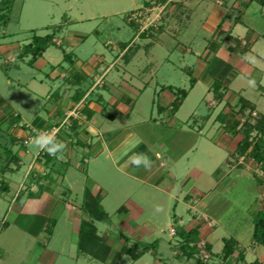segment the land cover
Here are the masks:
<instances>
[{"label": "crops", "instance_id": "1", "mask_svg": "<svg viewBox=\"0 0 264 264\" xmlns=\"http://www.w3.org/2000/svg\"><path fill=\"white\" fill-rule=\"evenodd\" d=\"M231 1L222 0L221 2L222 4H227L225 8H228V2L230 3ZM186 2L188 3L189 0ZM254 2H257V0H235L233 4L237 3V5H232L230 12H227L226 9L215 8V10H222L220 13H216L217 20L214 28H210L208 25V22L212 19L211 17H215L213 12L212 15H209L208 22L205 24L206 30L213 37L222 36L224 33L226 35L229 34V37L234 35L232 37L236 41V49L230 46L228 59L215 60V74H217V77H215L213 82H209V89L206 91L205 99L209 103L213 99V94L214 98L215 95L219 98L218 95L223 93V97L219 98L221 100L215 107L217 114L213 116L212 114L214 113L211 112L210 116L207 117L209 122L200 127L197 133L193 127L194 131L191 130V125H189V121L192 115L196 114V111L188 117V120L186 119V122L178 119L177 115L184 102L189 99L191 92L201 82L200 75H196L195 71L203 74L208 70V63L213 59L212 49L209 52L207 51L208 48L205 50L207 51L205 61L209 60L208 63L196 59L194 70L187 68L185 65L187 71H184L191 77L192 86L190 89L177 88V86L171 84L162 85L157 82L156 85L159 88L155 89V98L150 100L148 105L150 110L148 109L149 113H147L140 105L146 102L147 96L145 95L150 83H143V78H148L149 76V78L154 79L156 72L152 68L155 61L150 62L148 60L147 62L150 63L147 68L142 66L137 72L133 71V63H136V61L138 62L136 65L143 63V60H135V58L138 57L141 48L148 49L149 45H137L133 41L124 43L119 40L115 44L112 41H108L105 46H108V48L113 47L114 51H118L116 60L109 65L105 54L101 53L91 54L89 61L85 60L86 55L83 58L74 55V59L71 53H64L60 60L54 52L48 53L52 46H62V41L60 43L57 35L63 31V28L58 27L53 43L47 47L42 56L31 60L32 66H35L41 59L43 66L49 67L47 73V79L50 81L47 89L49 102L47 119L38 118L31 125L22 119L20 113H15L18 118L16 122L10 121V128L7 130L11 143L10 145L7 142V146L10 145L14 155V159L11 161L14 166L10 167V171L14 174L18 173L25 166V159H31L23 178V181L26 180V187L22 188V186H19L12 213L16 212L17 217L25 215L35 219V223L40 218L42 223L46 222L45 229L48 231L50 227H55L59 223V219L53 217V215L60 203H64L68 219L78 231V241L83 220H92L95 225L103 224L106 220H109L110 225L115 230L124 228L126 237L123 238L124 235L119 234V239L117 238L116 240L117 244H120V249L113 251L111 247V252L106 260L107 264H110L118 253L123 252L125 248H129V243H132L134 247L136 243L151 244L149 241L153 237H155L154 241H151L158 243L159 240L156 238H158V227L161 222L157 221V218L162 216V212L164 213L162 218L164 222L170 224L172 221L174 223L173 225L170 224L171 235L172 231H176L175 235L178 236V233L182 230L186 232L195 230L198 233V241L204 239L213 247V243L217 239L215 237L216 230L222 224L217 217L205 212L207 210L206 206L212 202L210 198L211 191L217 188L224 190L226 184L233 182L231 175L235 170L245 166V161L253 162L236 154L242 136H234L230 131V128L235 126L231 122L229 115L230 108L236 103L239 106V101L241 103L243 99L255 108L256 114L264 115L257 111L256 104L241 96L245 88L239 87V90H233L230 87L233 82L238 81V70L239 72L242 71L241 74L246 78H251L252 74H254V69L257 70V67L250 64L249 58H247L248 52L264 61V57L253 51L259 40L261 38L264 39V31H259L256 29L257 26L252 23L249 25L245 22L246 25L244 24V18ZM179 5L177 3V7L182 6ZM262 6L264 7V5ZM141 7L143 5L139 6V8ZM233 7L239 11L240 16L234 18V24L230 25L227 24L226 20L228 16H233ZM134 15L130 13L127 21L134 30H138L137 27H140L139 22L141 20L140 17L134 19ZM250 35L252 36L251 40L247 38ZM139 36L144 39L149 38L144 36V34ZM87 39V35L72 34L67 43L71 47L74 46L73 44H77V48L87 50L88 48L84 46ZM5 46L2 47L4 49L1 48L3 53H5ZM119 49H121V52H119ZM182 50L183 54L193 52L188 48H182ZM24 55L27 56L26 54ZM149 67L152 68L148 69ZM114 70L115 72H113ZM263 74L261 72V79L258 80L259 84L263 80ZM181 90L187 92L186 97L180 107L174 110L171 107L177 100V92ZM259 91L262 94L261 96H263L264 86L260 85ZM52 100L53 102L50 103ZM208 103V107L214 110ZM241 109L242 103L236 111L242 113ZM233 110H235V107ZM75 111L79 114V118L74 119V125L58 134L55 138L57 141H63L67 146L62 154V159L33 147L34 144L30 140L32 136L37 132L59 127L66 116ZM247 111H250V109L245 107L244 114ZM4 115L0 110V118L2 120L5 119ZM138 116L140 117L138 118ZM215 121L216 124L214 125ZM181 123L186 125V130H183L186 137L183 138L177 135V127ZM208 123H210L209 132L216 131V142L206 137H198L203 134L204 130H207ZM204 150L213 157L220 156L219 153L222 151L226 152L228 172H218L221 180L223 182L226 181L223 186H220V183H215L211 187H206L202 184V179L205 175L210 182L209 185L213 184L214 178L213 172H207L209 170L197 160L200 155L202 156L201 153ZM140 153L147 154L151 159V170L146 171L143 167L137 168L130 165L129 158ZM236 158H238L237 161L234 160ZM42 159H44L43 162H41ZM71 164H73L75 169L79 170H85L83 164H87L89 167L87 172L93 169V172L91 171L92 176H88L82 202L80 203L76 200L74 205L70 204V199H72L71 196L74 194L73 187L75 185L72 186L73 184L67 183L68 187L64 186V182L71 179V175L68 176ZM30 167H34V169H30ZM64 167L67 169L65 170ZM246 168L248 169V167ZM2 172H5V168ZM249 172L253 175L252 170ZM1 176L6 179L5 173L4 175L1 174ZM60 179L62 181L61 184L59 183ZM113 179L117 181H113ZM2 182L4 185L0 189L1 195L11 190L10 183ZM116 182L120 184L117 189L115 186ZM16 184L18 183L16 182ZM22 185H24V182ZM258 188H260L262 193L258 206L259 213L264 210V203H262L264 183H258ZM118 190H121V195H119ZM90 194L101 206L106 214L105 218L95 219L90 212L85 210L84 205L87 198L91 197ZM116 194H118V197H116ZM135 194L136 200L133 197ZM157 206L160 207L161 214L156 215V218L147 217V209L155 210ZM183 209L189 212L187 219L180 212ZM30 224L33 226L32 223ZM96 227L98 235L103 240L110 235L108 231H101L98 225ZM251 241L254 243L253 248L257 253L256 260L259 263H263L264 245H258L254 242L253 233ZM178 244L171 246L175 252L174 256L179 259L178 263L183 264L192 260L179 253L177 250ZM157 247L147 252L157 256ZM261 248L263 251L260 250ZM138 251L142 252V249ZM238 254L237 252L231 255L225 262L230 258L231 264H237ZM245 260L248 261L246 253Z\"/></svg>", "mask_w": 264, "mask_h": 264}, {"label": "rangeland", "instance_id": "2", "mask_svg": "<svg viewBox=\"0 0 264 264\" xmlns=\"http://www.w3.org/2000/svg\"><path fill=\"white\" fill-rule=\"evenodd\" d=\"M186 1L187 0H147L146 2L145 0L14 1L9 24L5 27L0 26V110L5 114L3 116L5 119L2 120L0 118V189H2V185H4L2 181L11 184V190L9 192H5L3 195L0 193V264H104L101 260L78 251V231L72 222L69 221L64 203H60L57 211H55L53 215V217L59 219V223L55 227H50L48 231L45 229L46 222L42 223L40 218L38 222L35 223V219L26 217L25 215L23 217H17L16 212L12 213L18 188L21 186L22 188L26 187V180L23 181V178L31 159H25V166H23V169L18 173L14 174L10 171V167L12 168V166H14V163H11L12 159H14V155L10 147V135L7 132L8 128H10V121H16L15 117L17 115H15V113H20L22 119L26 121V123L33 125L38 118L47 119V109L49 108L47 99L48 83L50 82L47 79L49 67H44L41 59L35 66H32V56L24 55V47L31 43L34 35H56L58 27L63 28V31L57 35L60 43L62 41V46H52L48 53L54 52L56 57L60 60L64 53H71L74 59V55H78L81 58L86 55V61L91 59V54L101 53L105 54L109 65L116 60L118 51H114L113 47L108 48V46H105L106 42L112 41L115 44L121 40L124 43H131L133 41V43L137 45H149L148 49L141 48L138 57L135 58V60H143V63L139 65H136V63L138 64L137 61L133 63V71L137 72L142 66L147 68L150 62L155 61L153 68L149 67L148 69L152 68L156 72V77L154 76V79H151V77L149 78V76L148 78H143V83H150L147 94L145 95L147 96L146 102L140 105L145 111L149 109L148 105L150 104V100L155 98V89L157 90V88H159V86L156 85L157 82L162 85L171 84L177 86V88L190 89L192 86L191 77L184 71H187L185 65L187 68L194 70L196 59L208 63L209 60L207 62L205 61L206 54L207 51L209 52L212 49L213 59L208 63V70L203 74L195 71L196 75H200L201 82L196 86V89L191 92L189 99L184 102L177 115L178 119L182 120V122H186L188 117L196 111V114L192 115L189 125H191V130H193V127L197 133L200 127L209 122L207 117L210 116L209 114H211V112L214 113L212 114L213 116L217 114L215 107L221 100L216 95L214 98V94L213 99L210 100L209 103L205 99L206 91L209 89V82H213L215 77H217V74H215V60L228 59L230 55V46L236 49V41L232 37L234 35L229 37V34L226 35L224 33L222 36L217 35L213 37V35L206 30L205 24L208 22L209 15H212L213 12L215 13V17H211L212 19L208 22V25L210 28H214L217 20L216 13H220L222 9H226L227 12H230L232 5L236 6L237 3L233 4L235 0H232L230 3L228 2L229 7L225 8L227 4L223 3V5L221 2L222 0H189L188 3ZM177 3L180 4L179 6H182L177 7ZM140 5H143V7L139 8ZM215 8L222 9L215 10ZM130 13L131 15L135 14L134 16L141 15V22H139L140 27H137L138 30H134L127 21ZM232 13L233 16H228L226 20L227 24L230 25L232 23L234 24V18L240 16L239 11L235 8L232 10ZM245 22L249 25L250 23L256 25V29L261 32L264 31V7L259 2H254L249 8L244 18V24ZM72 34L87 35L88 39L84 46L88 49L77 48V44H73V47L69 46L67 42L69 38L72 37ZM140 34H144V36L149 38L144 39L139 36ZM247 38L251 40L252 36L250 35ZM4 46L6 54L2 51V49H4L2 47ZM182 48H188L193 52L183 54ZM206 49L207 51H205ZM120 50L121 49H119V52H121ZM253 51L264 57V39L261 38L259 40ZM247 58H249L248 60L252 66L257 67V70L254 69V74L251 73V78H246L241 74L242 71L239 72L238 70L237 72L235 70L239 75L238 81L233 82L230 87L233 90H239V87L245 88L241 96H244L246 99L256 104L257 111L264 114V95L261 96L262 94H260L259 91L260 85L264 86V74L261 84H259L258 81L261 79V72L264 73V61L254 56L251 52H248ZM148 60L150 62H147ZM231 70L234 71L232 68ZM242 70L244 69L242 68ZM113 72H115V70ZM52 102L53 100L50 103ZM207 103L210 104L211 108L214 110H211ZM240 104L239 101V106ZM239 106L237 103L233 104L230 108L231 111H228H230L229 115L231 117V122L235 126L238 125L242 127L251 114L250 111H247L245 114L236 111ZM234 107L235 110H233ZM171 108L173 109V105ZM147 113L149 112L147 111ZM78 115L76 111L72 112L70 115L66 116L59 127H54L59 130L58 134L69 129L70 126H73L75 123L74 119L76 120L77 117L79 118ZM139 117L140 116H138V118ZM251 118L254 121L256 120V117L252 115ZM213 124L215 125L216 121ZM209 126L210 123L207 125V130H204L203 134L198 137H206L216 142V131L213 130L210 133L208 130ZM184 129L186 130V125L183 123L179 124L177 127V135L182 138L186 137V134L183 133ZM45 131L46 130L40 132ZM239 135L242 136L241 133H239ZM7 142L10 144L9 146H7ZM204 145L207 146L206 143H204ZM201 154L202 156L200 155L197 160L203 163V167L209 170H206L207 172H213L214 174L212 185H209L210 182L206 175L202 179V184L206 187H211L215 183H220V186H223V183L226 181L223 182V180H221V177L218 176L220 175L218 172H228L226 166V152L222 151L219 153L220 156L217 155L214 157L207 154L206 150ZM43 160L44 159H42L41 162H43ZM234 160L237 161L238 158ZM83 165L85 170L76 168L78 172L75 167H73V164H71L68 170V176L71 175V179L64 182L65 187H68L67 183L73 184L72 186L75 185L73 187L74 194L71 196L72 199H70V204L73 205L76 204V200L77 202H82L88 176H92L93 169H91L92 172L90 170L87 172L89 168L88 165ZM244 165L245 166L233 172L231 175L233 182L228 185L226 184L224 190L217 188L211 191L210 198L212 202L206 206L207 210L205 212H208V214L213 217H217L222 226L216 230L215 237H217V239L213 243L214 256L205 248L207 241L204 239L197 241L200 257L204 259L207 264H231L230 258L225 262L222 253L225 239H234L238 242L239 251L243 249L242 253H246V257L248 258V261L245 260L244 264H252L256 260L257 253L254 251V243H252L251 237L254 226L253 221L258 214V206L262 198L261 190L258 188V177L264 180V176L261 169L254 162L245 161ZM246 167H248V169ZM4 168L5 172H2ZM64 168L65 170L67 169L66 167ZM30 169L33 170L34 167H30ZM248 170H252L253 175ZM4 173L6 179L1 176V174L4 175ZM113 181L117 180L113 179ZM16 182L19 185L16 184ZM23 182L24 185H22ZM61 182L60 179L59 183L61 184ZM111 185L113 184L111 183ZM115 186L117 189L120 187V184L116 182ZM118 191L119 195H121V190ZM116 197H118V194H116ZM133 197H135L136 200V194ZM89 198H87V202ZM262 203H264V197ZM146 212L147 217L156 218V215L161 214V210L157 212L151 208L147 209ZM180 212L185 215L186 219L188 218L189 212H187L186 209ZM163 215L164 213L162 212V216L157 218V221L159 220L161 222L158 227V238H156L159 240L157 243L158 247L155 246V248L157 247V256L146 252L138 260H135L132 255L125 254L117 264L178 263L179 259L174 256L175 252L171 246L176 243L178 244L181 239L179 236L171 235L170 224L173 225L174 223L172 221L170 224L164 222V220H162ZM30 223H32L33 226H31ZM96 225L99 226L101 231H108L110 233L109 236H104V241L107 245L112 247L113 251L119 250L120 244H117L116 239H119L120 233L124 235L123 238L126 237L124 228L115 230V228L110 225L109 220H106L103 224L99 223ZM154 238L155 237L151 240L154 241ZM151 240L147 241L152 244L153 242ZM128 246L134 249L132 243H129ZM260 250L263 251L262 248ZM262 262L264 263V261ZM184 263L199 264L196 259ZM241 264H243V262Z\"/></svg>", "mask_w": 264, "mask_h": 264}, {"label": "trees", "instance_id": "3", "mask_svg": "<svg viewBox=\"0 0 264 264\" xmlns=\"http://www.w3.org/2000/svg\"><path fill=\"white\" fill-rule=\"evenodd\" d=\"M15 0H0V26H7L10 21V14L13 8ZM261 5H264V0H257ZM55 35L48 34L45 36L34 35L30 44L24 47V54L32 55L33 60L42 56L46 51L47 47L50 46L54 41ZM187 92L181 90L177 92V100L173 104V109H178L182 104V101L186 97ZM219 98L223 97V93L218 95ZM242 109L244 113L245 107L250 109V114L256 117L254 121L251 115L248 116L245 124L242 127L238 125L231 127L230 131L232 135L236 136L241 133L242 139L238 144L236 154L244 158L252 160L261 169L264 176V115L256 114L255 108L245 100H241ZM18 115L15 117L17 120ZM16 122V121H14ZM259 183H264V180L258 177ZM85 210L91 213L95 219L105 218L101 206L94 198H89V201L84 205ZM254 231L253 240L258 245H264V210L260 211L254 218ZM197 231L192 230L190 232L180 231L178 236L180 237V243L178 244L177 250L183 256L188 259H196L199 264H207L205 260L200 257V250L197 246ZM225 245L223 248L224 259L226 260L231 255L238 252V263L241 264L245 261V256L242 253L243 249L239 251L238 242L234 239H225ZM157 246V242L152 244L147 243H136L134 249L125 248L123 252L118 253L110 264H117L122 254H130L134 259L141 257L145 252L154 250ZM205 248L212 256V245L205 244ZM142 249V252L138 250ZM78 251L93 256L95 259L101 260L106 263V260L111 252V247L102 239L97 233V227L92 220H83L78 241ZM180 256V255H179ZM252 264H261L255 261Z\"/></svg>", "mask_w": 264, "mask_h": 264}, {"label": "clouds", "instance_id": "4", "mask_svg": "<svg viewBox=\"0 0 264 264\" xmlns=\"http://www.w3.org/2000/svg\"><path fill=\"white\" fill-rule=\"evenodd\" d=\"M31 142L36 148L44 150L49 155L56 156L58 159L63 158L62 154L67 147L63 141H57L54 136L41 134L40 132H37V135L31 138ZM129 163L131 166L137 168L143 167L146 171L152 168L151 159L144 153L133 155L129 158ZM155 210L159 212L161 209L157 206Z\"/></svg>", "mask_w": 264, "mask_h": 264}, {"label": "built area", "instance_id": "5", "mask_svg": "<svg viewBox=\"0 0 264 264\" xmlns=\"http://www.w3.org/2000/svg\"><path fill=\"white\" fill-rule=\"evenodd\" d=\"M138 17H141V15H139V16H133L134 19H137ZM58 131H59L58 129L54 128L53 130H46L45 132H40V133L41 134H49V135H52V136L55 137L58 134ZM36 135H37V133L34 136H36ZM34 136H32V137H34ZM175 234H176L175 231H172V235H175Z\"/></svg>", "mask_w": 264, "mask_h": 264}]
</instances>
